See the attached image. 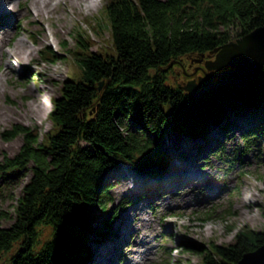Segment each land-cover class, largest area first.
I'll return each mask as SVG.
<instances>
[{
    "label": "trees",
    "instance_id": "trees-1",
    "mask_svg": "<svg viewBox=\"0 0 264 264\" xmlns=\"http://www.w3.org/2000/svg\"><path fill=\"white\" fill-rule=\"evenodd\" d=\"M106 15L115 53H75L80 74L64 80L45 141L21 124L3 134L24 140L16 156L0 162V174L31 169L15 220L0 226V256L12 254L7 264H78L89 256L85 224L92 208L109 209L103 200L110 169L128 162L160 179L169 167L161 149L168 130L205 138L229 109L264 115V67L244 86L228 82L196 96L165 79L170 63L189 55L201 59L263 25L264 0H111ZM49 54L58 58L51 48ZM101 81L108 83L99 90ZM129 122L137 129L129 130ZM255 130L243 134L246 144L264 141V122ZM150 151L155 155H146ZM211 211L201 214L206 219ZM41 225L51 227V237L37 249ZM190 244L182 248L195 250L200 264H237L264 244V229H244L227 245Z\"/></svg>",
    "mask_w": 264,
    "mask_h": 264
},
{
    "label": "rangeland",
    "instance_id": "rangeland-1",
    "mask_svg": "<svg viewBox=\"0 0 264 264\" xmlns=\"http://www.w3.org/2000/svg\"><path fill=\"white\" fill-rule=\"evenodd\" d=\"M31 1L18 0L14 4L24 20L22 25L14 23L13 26L26 46L34 49L31 57L24 59L22 65L13 62L15 71L5 67V58L0 59V162L5 156H16L23 144L22 134L8 139L3 136L14 125L29 126L38 133L40 142H44L45 135L53 130L50 114L55 99L61 94L63 82L80 74L76 52L115 53L106 15V6L111 0H98L96 6H87L85 1L71 5L72 0H53L51 11L40 17V24L28 21L26 6ZM44 34L46 40H43ZM82 43L85 50L81 48ZM49 48L56 51L57 59L50 56ZM216 52L206 53L201 59H191L197 55H189L173 62L172 68L166 71V82L187 89L192 82L199 85V79L202 82L227 79L228 73L219 77L217 74L233 67L212 64ZM33 100L43 103L44 114L19 117ZM2 110L15 114L7 118L1 114ZM262 122L264 115L246 112L238 115L229 109L221 126L214 125L205 138L190 139L168 130L161 140V149L169 156V167L160 179L138 173L128 162H121L117 168L110 169L105 175L109 188L103 200L109 209L92 208L85 224L90 252L78 264H91L101 250L107 254L108 251L115 253L108 264H200L201 256L193 249L182 248L184 242L204 246L211 243L227 245L244 229L263 230L264 141L259 138L246 144L243 138V134L256 131ZM129 123V130L137 129ZM149 154L153 156L155 152L150 151L146 155ZM179 162L194 171L198 178L205 177V181L198 184L197 179H186L184 182L188 183L185 184L177 179L176 164ZM124 163L126 171L121 173L119 168ZM125 173L129 180H137L138 183L134 193L123 196L122 179L125 178L121 174ZM30 177L29 167L20 173L12 170L0 174L1 227H7L15 220L18 200ZM140 204L142 213L138 212L132 221L129 210ZM206 209L212 211L205 219L201 211ZM123 218L135 227L132 237L129 235L125 241H130L127 246L120 242L125 228ZM142 220L145 221L143 224ZM105 221L108 224L103 227L101 233L104 234L96 235ZM143 235L148 242L142 248L149 252L144 259H139L132 249L142 243ZM50 237L51 227L39 226L36 248ZM16 248H20L19 243L12 253ZM11 255L2 254L0 264H7ZM135 258L137 261L133 262Z\"/></svg>",
    "mask_w": 264,
    "mask_h": 264
},
{
    "label": "bare ground",
    "instance_id": "bare-ground-1",
    "mask_svg": "<svg viewBox=\"0 0 264 264\" xmlns=\"http://www.w3.org/2000/svg\"><path fill=\"white\" fill-rule=\"evenodd\" d=\"M17 1L18 0H0V59L5 58L4 65L8 70H11V71H15L12 65L13 62H18L22 65V62L24 61V59H26L27 57L30 58L34 50L32 47L26 46L24 39L20 38L17 32L14 31L13 29L14 23H16L15 25L20 26V24L22 25V22L24 20L21 16L22 14H18V11H17L18 8L14 7V4L17 3ZM81 1H85L87 6H96L98 2V0H72L70 1V4L75 5ZM53 4H54L53 0H32L31 3L26 6L27 7L26 14L28 15L27 17L29 18L28 21L31 20V23L39 22L40 24V20H39L40 17L42 15H45L46 13H49L53 7ZM23 7H25V4L23 5ZM9 31H11V33H9ZM12 38H15L16 40L15 39L12 40ZM46 39L47 38L45 35L43 40H46ZM5 46H8V47L10 46V47L5 48ZM0 76H2V74ZM1 89H2V84H1V78H0V90ZM28 104L29 105L27 106L25 112L22 114L20 113L19 117H24L27 114L40 117L44 114L43 103H38L33 100L31 103H28ZM1 114H3V116L7 118H10L15 113L13 114V112L11 111L8 112L7 110H2ZM126 167L127 165H125V163L121 164L119 171L121 173L125 172ZM176 169H178V172L176 174V177H178L177 179L182 180L183 182L186 179H189L191 181L193 179L194 180L197 179L198 184L205 181V177L198 178L197 174L194 173V171L189 170V167L185 166L184 163L182 164V162H179L176 164ZM127 175H128L127 173H125L124 175L121 174V176L125 178V179H122V184H123L122 189H125V191L122 194L123 196L129 195V193H134L136 190V184L138 183L137 180H129L127 178ZM184 183L186 184L188 183V181ZM187 185L191 186L190 184H187ZM189 186H187V188H189ZM139 206H141V204L138 206H134L129 210V214H131L129 218H131L132 221H134V217L136 216L138 212L142 213ZM123 220H124L125 228H124V231H122L123 234L120 238V242L125 243V245L127 246V243H129L130 241L129 242H125V241L129 235L132 237V233H133L132 229H134L135 227L133 226V224L130 223L131 221H126L124 218ZM144 222L145 221L142 220L141 224H143ZM146 238H147L146 235H143L142 241H141L142 243L139 246L138 245L134 246L132 249V251L135 254H137V258L139 255V259H144L147 256V253L149 252L148 250H146L145 252L144 249L142 248L143 245H145L148 242ZM103 249L107 250V248H103ZM108 253L109 254H107L106 251H102V250L99 251V253L97 254L98 257L96 256L97 258L91 264H108V260L110 261V258H112V256H115V253L113 251L111 253L108 251ZM122 256H123V253H121V257ZM137 258L132 259V261L136 262Z\"/></svg>",
    "mask_w": 264,
    "mask_h": 264
},
{
    "label": "water",
    "instance_id": "water-1",
    "mask_svg": "<svg viewBox=\"0 0 264 264\" xmlns=\"http://www.w3.org/2000/svg\"><path fill=\"white\" fill-rule=\"evenodd\" d=\"M216 50L215 60L211 61V63L217 67H233L217 74V77H219L228 73V78L217 81L207 80V82H202L199 79V85L192 82L187 86V89L181 87L183 90L196 96L227 82L237 86H244L251 79L257 77L260 70L264 67V24L237 38L236 41H231ZM160 70L164 69L160 68ZM241 80L243 81L240 82ZM107 83L103 85V81L99 82L98 89L101 90L102 86L105 89ZM237 264H264V244L244 254Z\"/></svg>",
    "mask_w": 264,
    "mask_h": 264
}]
</instances>
